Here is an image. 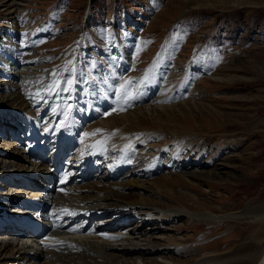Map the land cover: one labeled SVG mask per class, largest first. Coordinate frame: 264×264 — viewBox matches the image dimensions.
Here are the masks:
<instances>
[{
	"label": "rangeland",
	"instance_id": "374dc122",
	"mask_svg": "<svg viewBox=\"0 0 264 264\" xmlns=\"http://www.w3.org/2000/svg\"><path fill=\"white\" fill-rule=\"evenodd\" d=\"M13 1L14 7L11 8V5H6L7 0H0L1 40L13 38L10 35H5L8 32L1 29V25L6 21L13 22L15 20L13 17L21 11L23 12L21 16L26 20V24L31 19L34 20L28 28L34 31L31 35L35 36L45 26L50 16L49 13H53L52 15L56 17L60 9L62 10V15L59 14L57 17V24L53 25V28H56L55 32L47 36L42 32L40 36L47 39L41 44L37 43L30 52V54L37 53L42 57L39 58V63L47 70L53 62H56L54 57L66 56L68 51L67 57L71 55L76 48L81 29H84L85 32L91 31L95 36L94 28L97 22L102 23L103 20V24L108 25L110 20L115 17L120 19L124 15H133L134 12L149 13V2H152V0H91L89 18L83 24L89 0ZM155 1L159 3V8L153 12L156 15L148 23L147 30L142 32V51L137 56V62L134 59V66L127 72V81H131L133 86L124 87L122 91L125 90L128 93L140 91V88L148 81L146 76L141 79L137 78L132 83L133 78L140 71L164 70L161 63L153 66L154 60H152L153 53L160 50V45H162V49L159 53L162 51L171 52L173 47L178 48L174 70L181 71L190 67L196 75L200 69L209 65L217 67L216 72L214 73L208 68L207 70L211 72L209 76L213 75L199 80L194 87L188 83L189 78L182 77V74L177 71H172L167 77V81L159 82L155 90L156 97L160 94H167L168 99H165L163 105L148 104V111L145 112L142 109L144 112H141L139 110L140 116L138 117L132 115V122L141 123V125L139 124L141 128L134 131H140L139 135L142 136L139 138V145L137 143L134 145L132 158H128L127 163L135 162L137 169L146 168L154 171L157 169L156 165H161V168L153 173L151 178H144V174L141 176L130 174L129 180L111 181L107 184L104 183L105 185L102 183L100 187L118 182H121V185H128V182L135 185L139 182L140 185L145 183L146 187L159 191V195L168 207L188 206L195 212L211 211L224 214L232 210H240L246 204L264 201V0ZM219 18L222 19L215 25V21ZM171 27L172 30L168 35ZM243 37L246 38L247 43L242 39ZM240 39L242 40L240 41ZM106 45L107 39H102L101 45H96V47L102 50ZM235 47L238 50L232 51ZM214 51L224 55L219 54L215 57ZM192 55H200L201 60L195 63L190 59ZM124 57L131 58L127 53ZM79 58L78 56L76 65L82 66L83 61L80 62ZM97 59L102 61L101 66L105 64L101 57L95 60ZM116 62H118L117 59ZM161 73L155 75H162ZM167 73L169 72L167 71ZM175 77L178 78L173 79ZM88 78L93 77L89 76ZM193 78L196 79L195 76ZM67 80L68 78L65 79L64 85ZM168 81L172 82L168 84ZM182 84L184 88L175 91L177 86ZM37 85L39 86L40 83ZM171 85L173 88L169 89ZM75 87L77 86L75 85ZM147 88L152 91L154 86L148 84ZM189 89L191 91L186 97ZM72 90L73 88H71ZM170 95L173 98H170ZM34 96V94L31 95V97ZM73 98L71 97L72 100ZM176 102H179V106ZM17 103L14 102L13 105H17ZM72 103L74 102L72 101ZM42 104L43 109L45 104L43 102ZM167 104L172 105L171 109L164 107L161 112L156 109L150 110L153 105L170 106ZM127 113H132V111L124 104L122 107L113 108L111 117L108 120L106 118L101 120L98 127L101 124L106 127L113 115ZM36 116H39V113ZM169 116L182 118L170 121L165 126L157 123V119L164 121ZM154 119L156 120L153 122ZM122 123L127 122L123 121ZM111 126L102 128H114ZM95 128L93 126V129ZM175 133L181 135L176 134L175 136ZM195 138L197 144L194 143ZM1 141V143H6V147L13 145L2 138ZM5 146L0 145V147ZM180 148L183 151L186 148V151L188 150L193 155L187 160L180 161L182 156L177 154L175 159L177 158L178 163L176 164L172 154H176ZM253 155L255 157L250 158ZM228 156L229 158L225 159ZM191 157L192 161L195 158L196 160L189 162ZM112 158L111 155L106 159ZM199 162L201 164L196 165ZM168 163L172 165L171 168L166 167ZM9 169H13V167ZM207 171L209 172L206 173ZM163 178H167V181ZM91 186L87 187L91 190L96 189ZM178 192L181 193L177 194ZM169 193H172L174 198H169ZM250 220V218L232 221L222 219L210 224H203L180 218L177 222L178 227L181 228L180 233H176L174 230L165 233L169 235L176 233L175 235L178 237L189 236L188 239L191 241L187 243L195 248L194 251L191 250L184 256L177 257L173 254L172 256L179 263L191 264L198 261L199 257L203 255L229 250L226 246L228 243L234 245L250 230ZM171 224L172 222L163 223V226ZM125 226L132 225L129 223ZM204 239H206L205 242L202 241ZM161 259V257L157 258V260Z\"/></svg>",
	"mask_w": 264,
	"mask_h": 264
},
{
	"label": "bare ground",
	"instance_id": "6f19581e",
	"mask_svg": "<svg viewBox=\"0 0 264 264\" xmlns=\"http://www.w3.org/2000/svg\"><path fill=\"white\" fill-rule=\"evenodd\" d=\"M6 5H11L12 8V6L14 7V1L7 0ZM50 31H52V29ZM23 35L24 34H20L18 36L22 37ZM1 46L2 44H0V47ZM14 56L16 59H20V55L14 54ZM78 56L80 57L79 52L76 54L74 60L76 64ZM126 59L129 58H119L118 55L117 64L119 66L117 67L119 68V72L125 69V64L127 63L125 62ZM79 61L81 62L80 58ZM39 67L44 69V66L39 65V62L27 65L25 68L22 66L15 69L11 67V70L14 71L1 77L0 113L7 114L10 113V110H19L25 112L22 117L23 120L27 121L28 119L25 118V116H27L26 113L30 115L31 113L35 114L34 111L30 109L31 102L26 101L24 94L16 90V88L20 87L33 91L34 88L38 86V82L34 79L37 76L35 77L34 75ZM101 67L103 68L104 64ZM44 72L48 73L49 70L46 69ZM203 73H208L207 75H209L211 72L206 70L203 71ZM161 74L163 75V73ZM75 85L77 86V84ZM75 85H71V88L74 89V93H76L78 89ZM72 94L73 93H71V95ZM80 98L81 97L75 94L73 100L70 99V101L71 103L73 101L75 104ZM14 102H18L17 105H13ZM35 103H39V101L37 100ZM43 103L45 107L36 114L39 113V117H41L43 113L48 111L45 122H52L50 119H54L58 116L57 109L51 110L49 105L50 102L46 105V100H44ZM177 104L179 106V103ZM5 105L13 108H9ZM46 106H48V109H46ZM164 107L171 109L172 105H153L150 110L156 109L161 112ZM148 108L149 106L145 105L133 108L131 110L132 113L113 115L110 121H108V123L106 122V127L112 125L111 128H114L104 137L98 135L100 138L94 140L103 145L104 142H106L109 148L124 145L126 143L133 144L137 140L139 141L142 135H139L140 131L134 130L140 129L141 123L132 122V115L138 117L140 116L139 110H141V112H147ZM142 109H144V111H142ZM36 114L34 116H36ZM15 115H18V113H15ZM95 115V112L90 113L92 117ZM81 117L82 120L85 118L84 116ZM109 117H111V115ZM109 117L106 119L108 120ZM57 118H59V116ZM181 118L182 117L178 116H176V118L169 116L164 121L157 119L158 122H156L161 126H165V124L170 123V121L176 119L181 120ZM155 120L156 119L152 121L154 122ZM123 121L127 123H122ZM99 123L100 121L94 123L93 126L96 127L95 129H102V127H104H98ZM53 124H56V120ZM78 124L79 123H75L76 127ZM7 127L9 126L5 128ZM5 128L0 131V134L7 132ZM176 134L178 136L181 135L180 133H175V136ZM87 140L88 138L84 136L82 142L85 145L80 146V148L78 147L80 150H83L88 144ZM196 141L195 138L194 142L196 143ZM1 142L0 136V143ZM12 144L13 145L7 147H0V151L6 153L3 158H0V219L7 221L5 230L9 233L23 231L31 237L35 235V231L39 229L48 240H51L52 243L55 244V246L43 251L39 250L34 245L26 244L25 241L10 239L8 234H2L0 235V264H183L179 263V261L177 262L172 254L177 257L184 256L195 248L187 243L191 241L188 239V235L182 237L175 235L178 232L180 233L181 228L177 225L180 218H186L203 224H210L213 221L222 219L225 221L243 220L245 218L251 219L249 221L250 230L247 231L243 238L237 240L234 245L228 243L226 246H228L229 250L203 255L199 257L198 261L191 264H264V201L249 205L246 204V206L240 210H232L224 214L211 211L195 212L188 206L168 207L164 199L159 195V191L146 187L144 182L142 185H140V182L139 184L136 183L137 185L131 182H128V185H121V182H118L107 185L106 187H99L95 190L92 189L91 194L80 196L70 192L72 187L69 186V181L75 180V176L71 177V180L67 177L69 179L68 181L64 179L66 171L63 170L64 174L59 177L56 172L49 170L52 159H48L46 162H39L40 156L36 152H31L29 148L24 150L16 146L17 143ZM63 145L64 148L68 147L74 149L73 145L69 142H65ZM57 149H59V147H57ZM57 149L52 153L53 157L58 154ZM254 157L253 155L250 158ZM100 158L101 153L95 152L94 162L97 163ZM102 158H104L103 155ZM226 158H229V156L225 157V159ZM138 159H140V157ZM59 161L63 164L64 158ZM248 165L251 166L250 164ZM72 166L73 165L70 164V168ZM171 166L172 165L169 163L166 164V167L171 168ZM10 167H13V169H9ZM208 172L209 171L206 173ZM36 174L38 177H36ZM48 179H50L51 182L47 195V202L51 207L55 206L49 209L50 211L46 214L48 221L40 223L30 211H38L45 204L43 200H40L41 191L34 189H36V187L47 189ZM163 180L167 181V178H163ZM56 181L57 187L51 185V183ZM159 184L161 185V183ZM133 186L135 189H130V187ZM179 193L181 192L177 194ZM168 195L169 198H174L172 193ZM88 212H91L95 216H84ZM98 213L101 214V216H97ZM94 218L98 220L94 226L88 230L91 234L83 235V228L89 227L90 225L88 219L92 220ZM168 222H172V224L166 225V227L163 226V223ZM0 223L2 222L0 221ZM129 223L132 226L126 227L125 225ZM3 224L6 223L3 222ZM170 230H174L176 233L172 235L165 233ZM205 240L206 239L202 241L205 242ZM197 248L199 249V247ZM158 257L162 259L157 260Z\"/></svg>",
	"mask_w": 264,
	"mask_h": 264
},
{
	"label": "snow or ice",
	"instance_id": "6c2138e0",
	"mask_svg": "<svg viewBox=\"0 0 264 264\" xmlns=\"http://www.w3.org/2000/svg\"><path fill=\"white\" fill-rule=\"evenodd\" d=\"M123 87V86H122Z\"/></svg>",
	"mask_w": 264,
	"mask_h": 264
}]
</instances>
